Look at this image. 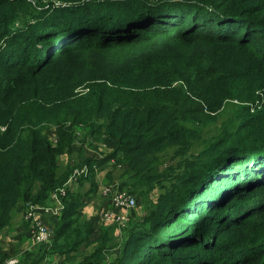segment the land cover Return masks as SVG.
<instances>
[{
  "label": "trees",
  "instance_id": "trees-1",
  "mask_svg": "<svg viewBox=\"0 0 264 264\" xmlns=\"http://www.w3.org/2000/svg\"><path fill=\"white\" fill-rule=\"evenodd\" d=\"M37 1L44 8L37 9L34 23L14 31L30 3L0 0V232L19 205H46L76 168L89 169L83 183L94 177L96 167L123 156L127 173L148 174L152 181L155 176L147 173L152 158L171 146L190 149L202 130L236 102L234 118L202 153L210 160L195 162L172 191L177 197L199 196L204 182L233 158L244 167L233 176L235 184L224 189L221 201L180 200L163 212L161 207L159 215L146 207L145 216L123 230L114 264H176L190 248L196 253L186 257L187 264H264V203L213 222L243 195L252 197L248 206L264 199V0H54L62 3L55 7ZM188 17L191 28L182 29ZM204 17L216 24L211 35L200 34ZM141 31L147 32L141 36ZM96 38L98 51L163 42L168 52L138 54L126 66L90 76L41 61L53 48ZM200 43L212 51L195 53ZM177 45L182 53H175ZM35 51L42 55L36 58ZM79 131L96 142L114 138L117 147L103 160L80 159L62 169L60 156L72 152ZM49 132H55L56 144ZM244 153L250 157L242 158ZM82 198L81 191L69 190L62 199L50 246L61 254L80 251L95 232L91 223L79 224ZM101 240L103 246L106 239ZM96 258L88 264L99 263L101 256Z\"/></svg>",
  "mask_w": 264,
  "mask_h": 264
},
{
  "label": "rangeland",
  "instance_id": "rangeland-1",
  "mask_svg": "<svg viewBox=\"0 0 264 264\" xmlns=\"http://www.w3.org/2000/svg\"><path fill=\"white\" fill-rule=\"evenodd\" d=\"M28 2L30 3V5H28L27 8L19 13V20L16 22V24L13 25L12 30H20L21 27L26 26L28 23H34L33 20H35V16L38 12L37 9L44 8L43 5L37 3V0H28ZM42 2H44V4L53 2V7L58 6V4L56 3H61L60 1L55 2L54 0H43ZM66 4L68 3H64L63 5ZM102 19L103 16H100L98 20ZM200 22V28H205L204 31L202 30L200 32V34L211 35L215 32L216 24L214 25V21H210L209 18L204 17ZM187 23L188 25L186 24L182 29L187 30L191 28L189 26L192 23L190 17L187 18ZM195 27L197 28V25H195ZM146 32L147 31H141V36H143ZM98 43V39L96 38L92 40V42H87L82 46L76 45L71 48L68 47L58 50L52 47L53 50L52 48L48 50H52L50 56L48 58L47 55L43 56L41 58V61H49V65L47 67H59L62 71L69 72L74 75L90 76L92 73L104 70V68L108 69L111 67L126 66L128 65L129 60L133 57L135 59L136 56L139 57V55H149L148 52H150V55L152 56H158L162 53L168 52L166 49V45L164 48L160 46L161 44H164L163 42H160L161 44H155L153 46H140V48L139 46H133L128 50L124 49V47L119 50L100 49L99 51L96 50L94 46L95 44L98 45ZM180 47L177 45L173 48L176 54L177 52H183V49H181ZM195 50V53H205L212 51L208 46L205 45V43L197 44L195 46ZM35 52L36 58L39 55H42V51ZM238 107L239 106H237L236 102L229 103L225 107V109L222 110V112L218 116V119L202 130L201 139L195 142L190 149L171 146L163 154L152 158L151 161L153 162L147 172L149 173L150 171V175L153 177L155 176L152 181L147 179L148 174L136 175L127 173L129 165L124 161L123 156H121L119 158V161L115 162V175L118 179L119 187L123 188V190L129 195L135 197L137 202L140 201L145 206V208L147 207L149 210L156 212L159 211L160 213L158 212V215L161 214V211L159 210L161 207V210L163 212L168 207H171L173 204L178 203L180 200L187 199L188 201H190L193 198L194 202L200 200L201 202H209L210 200L221 201L220 198L223 194L224 189L227 187L230 188V186L235 184V182H233L232 180L233 176H235L238 172L242 173V171H244V167L239 161L235 163V160H237V158H233L230 162L226 163V165L221 168L224 170H219L221 173H216L214 176L210 177L208 182H204L205 186L203 185V193H201L199 196L194 195L188 198L187 195L180 194L177 197L178 193L172 190L176 189V187H174V185L176 184L174 183H177L178 185V183L184 181L187 175L195 169V162L198 163L200 161L204 162L210 160L209 157L203 156L202 153L207 148L208 144L215 141V139L223 132L225 125L234 118ZM48 127L50 128V125H47V128ZM200 155L201 158H199ZM239 155L240 154H237V156ZM242 156V158L244 159L250 157L246 153H244ZM250 161H253V159H250ZM261 168H264V165H262ZM256 174L258 175V177L261 176L258 170L256 171ZM242 184H246V181H242ZM243 196L246 198L242 202H237L236 204L228 203V206L224 209V211H222V213H216L213 217V222L225 217L231 218L235 216H242L245 212L250 210L249 207L253 208L264 203V199L261 198L260 201H256L255 203H253V205L251 204L252 206H248L247 204L252 199V197H247L245 195ZM184 206H186V202ZM232 211L234 212L232 213ZM183 223V221H180V225H183ZM121 227L123 228V226ZM122 231L123 230H121L120 232L122 233ZM193 252L196 253V250L192 248L184 253L182 252L183 256H180L181 259H177L176 264L180 261H182L183 264H187L186 260H188L189 258L186 257L191 255ZM107 255H111V252H109ZM107 257L109 259L111 258V256Z\"/></svg>",
  "mask_w": 264,
  "mask_h": 264
},
{
  "label": "crops",
  "instance_id": "crops-1",
  "mask_svg": "<svg viewBox=\"0 0 264 264\" xmlns=\"http://www.w3.org/2000/svg\"><path fill=\"white\" fill-rule=\"evenodd\" d=\"M53 137H56L55 132H49L51 141ZM87 137L85 131L76 133L72 152H66L60 156L62 169L73 167L80 159L103 160L116 149L118 144L114 138H105L101 142H96L92 137ZM76 167L78 166H75L74 169ZM115 168V161L111 160L102 168L96 167L94 177L91 180L84 179L83 183L80 182L83 176L89 174V169L77 181L70 180V177L67 180L69 183L68 191L74 193L81 191L83 196L78 219L80 226L83 227L91 223L95 231L90 236L89 244L83 243L80 251L65 254L50 248L51 241L45 244H34L32 242V223L27 218L28 207L26 204H21L14 210L10 225L0 232V262L17 257L20 264H88L90 261H96V257L101 256V260L98 261L99 263L95 262L96 264H114L116 254L120 253L123 242L120 231L127 228V224L142 219L146 212L145 206L140 201L134 209H123L112 204L111 193L105 191L119 186ZM62 207L64 209L63 202L59 203L49 198L46 205L36 206V215L49 229L54 231L60 224ZM44 208L49 209V211ZM104 212L112 213L113 220L104 221L101 218ZM118 217L120 221H117ZM121 221H125L123 228L120 224ZM103 237H105L106 242L101 246ZM101 247H103L102 252H98ZM109 252L111 255H107ZM107 256H111V258L109 259Z\"/></svg>",
  "mask_w": 264,
  "mask_h": 264
},
{
  "label": "built area",
  "instance_id": "built-area-1",
  "mask_svg": "<svg viewBox=\"0 0 264 264\" xmlns=\"http://www.w3.org/2000/svg\"><path fill=\"white\" fill-rule=\"evenodd\" d=\"M58 5H61V3H56ZM53 143H56L55 138H52ZM87 166H82L80 168H76L73 173L70 176V180L77 181L83 174L87 173ZM69 188V183L67 182L64 184L61 188L55 190L52 192L50 198L53 200L58 201L59 203H62V199L67 196ZM106 193H111V202L112 204L123 208V209H134L137 207V200L135 197L129 195L127 192L122 190L119 186H116L115 189H106ZM28 212H27V218L32 223V242L36 245L39 244H45L50 243L52 237H53V230L49 229L36 215V206L32 204H28ZM46 211H49V209L44 208ZM63 209V207L61 208ZM60 209V210H61ZM101 218L104 221H111L113 220L112 213L104 212L101 215ZM117 221H120V218L118 217ZM120 224L124 226L125 221H121ZM4 264H19V259L17 257H13L8 259Z\"/></svg>",
  "mask_w": 264,
  "mask_h": 264
}]
</instances>
